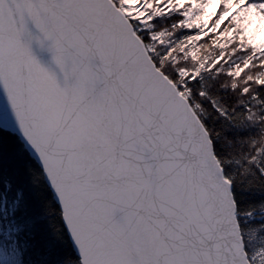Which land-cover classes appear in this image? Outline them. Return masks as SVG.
Listing matches in <instances>:
<instances>
[{
    "label": "water",
    "instance_id": "1",
    "mask_svg": "<svg viewBox=\"0 0 264 264\" xmlns=\"http://www.w3.org/2000/svg\"><path fill=\"white\" fill-rule=\"evenodd\" d=\"M0 127L81 264H252L209 132L112 0H0Z\"/></svg>",
    "mask_w": 264,
    "mask_h": 264
},
{
    "label": "trees",
    "instance_id": "2",
    "mask_svg": "<svg viewBox=\"0 0 264 264\" xmlns=\"http://www.w3.org/2000/svg\"><path fill=\"white\" fill-rule=\"evenodd\" d=\"M165 73L176 83L173 73ZM215 78L202 72L190 75L188 90L176 86L210 134L224 175L232 182L238 213H259L264 210V83L243 78L248 93L238 98L232 80ZM3 197L11 207L7 232L17 243L21 264H81L42 168L17 134L0 127V201ZM239 223L243 233L245 224ZM250 224L264 226L258 219Z\"/></svg>",
    "mask_w": 264,
    "mask_h": 264
},
{
    "label": "rangeland",
    "instance_id": "3",
    "mask_svg": "<svg viewBox=\"0 0 264 264\" xmlns=\"http://www.w3.org/2000/svg\"><path fill=\"white\" fill-rule=\"evenodd\" d=\"M112 1L142 33L140 37L157 67L173 73L185 91L190 75L202 72L211 78L232 80L238 98L248 93L243 78L247 77L246 83L250 78L264 83V0ZM10 211L3 197L0 264H21L17 243L7 232L12 228L5 221ZM253 219L262 220L264 225V210L238 213V221L245 224L242 236L253 264H264V226L250 224ZM258 231L262 238L254 242Z\"/></svg>",
    "mask_w": 264,
    "mask_h": 264
},
{
    "label": "bare ground",
    "instance_id": "4",
    "mask_svg": "<svg viewBox=\"0 0 264 264\" xmlns=\"http://www.w3.org/2000/svg\"><path fill=\"white\" fill-rule=\"evenodd\" d=\"M263 3H264V1H263Z\"/></svg>",
    "mask_w": 264,
    "mask_h": 264
}]
</instances>
